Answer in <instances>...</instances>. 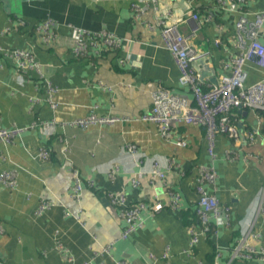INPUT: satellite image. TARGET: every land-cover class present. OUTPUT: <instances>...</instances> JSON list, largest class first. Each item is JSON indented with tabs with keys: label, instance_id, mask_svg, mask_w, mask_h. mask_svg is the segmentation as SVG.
Here are the masks:
<instances>
[{
	"label": "crops",
	"instance_id": "obj_1",
	"mask_svg": "<svg viewBox=\"0 0 264 264\" xmlns=\"http://www.w3.org/2000/svg\"><path fill=\"white\" fill-rule=\"evenodd\" d=\"M132 1L0 0V47L30 52L40 72L29 70L18 82L11 61L4 59L0 67V124L24 129L13 143L0 142V174L15 173L13 189L0 183V264H264L259 209L264 111L232 110L239 140L217 135L213 157L202 127L176 125L166 139L156 125L141 120L151 105L148 83L177 94L188 90L178 83V67L159 28L150 25L163 17L187 33L191 23L183 19L189 10L198 11L202 23L192 43L213 69L212 76L199 79L206 88L227 73L225 63L240 51L234 37L237 14L220 11L217 0H156L139 20L131 13ZM242 9L252 21L264 10V0H246ZM47 18L56 23L51 39L36 30ZM77 28L106 30L122 43L114 55L75 58L70 48ZM260 40L264 43V25ZM244 70L247 85L264 79V67L253 61ZM91 111L118 120L85 130L66 126ZM40 121H53L54 131L46 133ZM179 141L185 144L178 146ZM42 148L48 159L41 158ZM154 162L162 180L150 175ZM201 166H212L217 175L207 193L229 208L218 220L210 216L209 233L200 232L189 216L199 199L195 185ZM74 172L82 186L77 198L71 191ZM169 191L180 197L177 210L169 207ZM109 193H123L127 205L159 202L163 209L142 212L143 226L122 239L120 209ZM42 201L53 206L39 212ZM189 225H195L192 232ZM245 247L253 250L251 258L238 257Z\"/></svg>",
	"mask_w": 264,
	"mask_h": 264
},
{
	"label": "built area",
	"instance_id": "obj_2",
	"mask_svg": "<svg viewBox=\"0 0 264 264\" xmlns=\"http://www.w3.org/2000/svg\"><path fill=\"white\" fill-rule=\"evenodd\" d=\"M99 1V0H94ZM246 0H229L226 4L223 0H217V8L232 14H237L235 23L236 37L235 44L240 49L237 55H232L229 61L225 63L226 74H222L216 83L209 87H204L193 70L192 63L199 57V54L192 43L193 37L198 33L201 27V18L198 11L192 9L186 13V24L191 23L187 33L180 32L175 23H169L167 18L158 17L152 27L159 28L163 47L173 57L178 70V83L184 88H188L186 93L177 94L170 90L163 89L160 86L148 83L151 90V105L148 113L142 115L141 120L156 125L160 136L169 139L173 127L180 124H193L203 128L204 137L208 145V153L213 157L214 143L217 135H226L227 137L238 141L239 130L232 120V110L235 108H244L251 111H264V79L247 85V73L244 70L245 63L253 61L260 67H264V43L261 42V33L264 25V10L257 13L252 21H249L242 9ZM156 0H133L131 3V13L136 19H143L147 9L155 5ZM168 16V14H167ZM56 23L47 18L37 26V31L45 35L48 39L53 36L52 28ZM220 36H218V41ZM122 43V39L114 33L100 30L89 31L77 28L76 37L73 39L71 53L75 58H85L91 56H101L105 49L117 50ZM217 44V41H215ZM7 59L15 65V75L18 82L25 80L29 70L36 71L37 64L30 52L23 49H8L0 47V67L2 61ZM122 64L121 60H118ZM50 93L55 89L48 88ZM50 106L55 109L56 104L50 101ZM118 119L115 117H103L91 111L86 116L75 118L66 123V126L88 129L94 126L110 125ZM43 130L46 133H52L55 128L53 121H40ZM39 125V124H38ZM24 129L13 127L4 128L0 124V142L11 144ZM246 136V135H245ZM248 142L254 140V133L247 135ZM185 143L179 141L178 146ZM42 159H48L50 153L47 149H41ZM150 175L162 180L163 174L158 169V164L153 163ZM216 172L212 166H201L198 170L195 191L199 197L195 206V213L198 216V225L200 232L209 233L211 231V217L217 220L227 215L229 208L219 204L214 194H208L206 185H214L216 181ZM74 184L71 188L75 198L79 197L82 186L79 175L73 173ZM0 183L13 189L15 187V173L3 172L0 174ZM169 207L177 210L180 206V197L178 193L169 191ZM113 205L120 209L123 220V229L121 238L126 239L132 233L143 226L141 213L154 214L163 209L159 202L155 204H145L138 202L127 205L123 193L108 195ZM53 206L50 201H42L38 206V211H44ZM260 211H264V205H260ZM65 215H69L68 212ZM211 216V217H210ZM195 225H189L188 230L193 231ZM196 241L193 237L192 243ZM236 252V251H235ZM234 252V254H235ZM253 250L245 247L244 251L238 253L240 258H251ZM233 254V256H234ZM260 254H264L261 251ZM61 257L64 261L70 262L72 259L67 251L61 250ZM118 264H131L121 260Z\"/></svg>",
	"mask_w": 264,
	"mask_h": 264
},
{
	"label": "water",
	"instance_id": "obj_3",
	"mask_svg": "<svg viewBox=\"0 0 264 264\" xmlns=\"http://www.w3.org/2000/svg\"><path fill=\"white\" fill-rule=\"evenodd\" d=\"M198 64H202L204 66L203 70H200L199 68H197L196 66ZM192 67L196 69L197 71V75H198V79H202V77L207 76L210 77L213 75V69L211 67L210 64V60L208 58L207 55L202 54L201 56H199L193 63H192ZM213 79V78H212Z\"/></svg>",
	"mask_w": 264,
	"mask_h": 264
},
{
	"label": "trees",
	"instance_id": "obj_4",
	"mask_svg": "<svg viewBox=\"0 0 264 264\" xmlns=\"http://www.w3.org/2000/svg\"><path fill=\"white\" fill-rule=\"evenodd\" d=\"M116 50H112V49H105V51H103L101 54V56H103L104 54H112V55H114V52H115ZM100 57V56H99ZM99 57H97V56H91L90 58H99ZM237 110V109H236ZM259 115H262L263 114V111H261V110H257L256 111ZM232 118V120H233V117H231ZM235 124V123H234ZM248 132V131H247ZM249 133H250V130H249ZM189 216L193 219V221L194 222H196V221H198L199 219H198V216L196 215V213L193 211V212H191V213H189ZM190 221L188 220L187 221V223H189ZM186 223V224H187ZM213 225H210V227H212ZM123 228V227H122Z\"/></svg>",
	"mask_w": 264,
	"mask_h": 264
}]
</instances>
